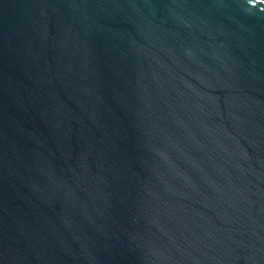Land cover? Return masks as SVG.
Returning a JSON list of instances; mask_svg holds the SVG:
<instances>
[{
	"label": "water",
	"instance_id": "water-1",
	"mask_svg": "<svg viewBox=\"0 0 264 264\" xmlns=\"http://www.w3.org/2000/svg\"><path fill=\"white\" fill-rule=\"evenodd\" d=\"M0 264H264V0H0Z\"/></svg>",
	"mask_w": 264,
	"mask_h": 264
}]
</instances>
